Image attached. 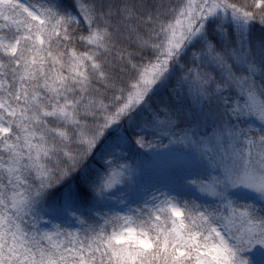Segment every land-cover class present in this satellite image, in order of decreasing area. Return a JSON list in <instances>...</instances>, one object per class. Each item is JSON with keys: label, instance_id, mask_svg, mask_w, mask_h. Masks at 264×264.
Segmentation results:
<instances>
[{"label": "snow or ice", "instance_id": "1", "mask_svg": "<svg viewBox=\"0 0 264 264\" xmlns=\"http://www.w3.org/2000/svg\"><path fill=\"white\" fill-rule=\"evenodd\" d=\"M0 264H264V0H0Z\"/></svg>", "mask_w": 264, "mask_h": 264}]
</instances>
